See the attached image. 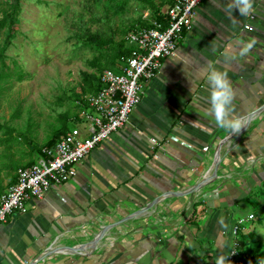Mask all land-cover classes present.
<instances>
[{
  "label": "crops",
  "instance_id": "1",
  "mask_svg": "<svg viewBox=\"0 0 264 264\" xmlns=\"http://www.w3.org/2000/svg\"><path fill=\"white\" fill-rule=\"evenodd\" d=\"M229 2H202L176 57L144 85L124 128L93 149L70 182L7 217L0 264H214L226 254L239 217L233 206L264 179V111L225 148L229 133L207 114L213 69L228 73L235 115L264 105V0H253L247 16L226 12ZM160 136L155 159L150 138ZM218 152V177L209 183Z\"/></svg>",
  "mask_w": 264,
  "mask_h": 264
},
{
  "label": "rangeland",
  "instance_id": "2",
  "mask_svg": "<svg viewBox=\"0 0 264 264\" xmlns=\"http://www.w3.org/2000/svg\"><path fill=\"white\" fill-rule=\"evenodd\" d=\"M10 3L0 0V18ZM20 6L13 37L7 42V30L0 33L9 75L0 81V124L15 131L10 147L0 146V184L5 190L14 173L7 166L25 165L37 158L31 146L46 140L60 116H67L70 126L83 130L75 95L81 93L82 74L96 73L89 63L96 52L84 45V38L113 36L118 41L140 28L137 20L147 11L135 0H20ZM253 192L257 201H263L264 182ZM251 204L243 200L233 211L246 217L254 211ZM253 225L250 221L244 227L250 231ZM255 230L264 243V227Z\"/></svg>",
  "mask_w": 264,
  "mask_h": 264
},
{
  "label": "built area",
  "instance_id": "3",
  "mask_svg": "<svg viewBox=\"0 0 264 264\" xmlns=\"http://www.w3.org/2000/svg\"><path fill=\"white\" fill-rule=\"evenodd\" d=\"M168 1L171 4L163 10L168 19L165 29L150 20L148 12H143L142 19L148 21L151 28L129 32L124 37L126 46L132 48L131 55L121 59L119 73L105 70L100 74L101 89L86 97V108L80 113L83 130L74 127L54 147L43 148L35 163L17 170L16 182L0 196V227L12 213L25 214L31 201L43 200L51 189L70 182L87 155L128 123L130 114L141 101L144 85L156 78L163 60L176 57L179 41L192 31L197 9L205 0ZM248 20H254V16L250 15ZM243 29L252 31L249 24ZM164 138H150L155 159L158 156L154 151L165 145ZM189 147L197 150L192 145ZM252 166V162L248 164V170ZM252 219V214L236 218L228 233L230 248L225 255L231 264H251L239 258L238 240L241 232H247L244 226Z\"/></svg>",
  "mask_w": 264,
  "mask_h": 264
},
{
  "label": "trees",
  "instance_id": "4",
  "mask_svg": "<svg viewBox=\"0 0 264 264\" xmlns=\"http://www.w3.org/2000/svg\"><path fill=\"white\" fill-rule=\"evenodd\" d=\"M129 1V0H125ZM138 3L142 4L143 7L149 13L150 20L156 21L157 23L162 24L163 29L168 26V19L164 15L162 8H166L171 4L168 0H159L160 3L155 0H135ZM158 1V0H157ZM21 11L20 0H11V3L7 9H5L0 18V33L4 30H7L6 41L9 42L10 38L15 34V26L18 22V15ZM137 25L140 29H148L151 28V24L148 21L142 19V14L140 18L137 20ZM133 29V28H132ZM137 31V30H135ZM134 32V31H131ZM129 33V32H128ZM127 33H125L120 40L115 41L113 36H110L106 39H101L97 37V35H91L84 38V45L92 49L96 52V55L90 60V64L93 68H95L96 73H83L81 79V93L76 94V101L80 105V113L83 109L86 108V98L83 96L87 94H95L101 89V83L99 81L100 74L105 70H111L115 73H119L118 67L121 65V59H127L130 57L132 48L127 47L124 41V37ZM4 52L5 48L0 49V81L5 80L9 75L5 72V64H4ZM74 127L70 126L68 123L67 116H60L58 122L55 126L52 127L51 133L46 138V140L39 146H31V150L38 157L41 155V151L43 148H52L55 144L65 135H67ZM14 130L6 125L0 124V134L2 137L0 138V146L7 147L11 140L14 138ZM26 141V138H24ZM21 140V137L17 138L16 141ZM29 144L28 141H26ZM10 147V146H9ZM7 147V148H9ZM34 161L30 160L25 165H14L13 167L9 164L7 167L13 170L12 175L9 176V180L7 183V188L13 185L16 182V172L20 168H24L33 164ZM263 181L261 180L260 186L263 185ZM258 190V189H257ZM5 192V189L0 184V196ZM255 192H259L255 191ZM253 190H250L243 198V200L252 203L254 207V211H252L253 218L251 223L254 225L250 231L247 233L241 232L239 234V258L243 262H250L251 264H260L261 261H264V243L258 238L256 235V227H264V200L257 201L254 198ZM241 200V201H243ZM250 215V214H249ZM250 222V221H249ZM256 226V227H254Z\"/></svg>",
  "mask_w": 264,
  "mask_h": 264
},
{
  "label": "clouds",
  "instance_id": "5",
  "mask_svg": "<svg viewBox=\"0 0 264 264\" xmlns=\"http://www.w3.org/2000/svg\"><path fill=\"white\" fill-rule=\"evenodd\" d=\"M225 11L228 13L236 11L239 15L247 16L253 11V0H230ZM254 44L255 39L253 38L250 42L242 45L239 57H245L252 50ZM213 51H215L214 48ZM228 59L235 60L236 57H228ZM207 79L211 89L210 108L207 114L214 117L216 126L228 132L230 136L241 133L246 127L247 120L244 116L234 114L232 105L236 93L228 73L213 69ZM220 223L223 226L222 220ZM214 264H231V261L228 256L222 254L215 259ZM260 264H264V261H261Z\"/></svg>",
  "mask_w": 264,
  "mask_h": 264
},
{
  "label": "water",
  "instance_id": "6",
  "mask_svg": "<svg viewBox=\"0 0 264 264\" xmlns=\"http://www.w3.org/2000/svg\"><path fill=\"white\" fill-rule=\"evenodd\" d=\"M263 111H264V105H263L260 109H258L256 112L250 113V114L247 116V118H246V120H247V124H246L245 129H243V130L241 131V133H239V134H237V135H232V136L228 135L226 138H224V139L221 141V143H220L219 146L221 147L224 143H226V142H228V141H231L232 139H240L241 135L246 131L248 124H250L251 121H253L254 119H256V116H255V115H258L259 113H261V112H263ZM218 154H219V152L216 153L213 172H212V175L210 176V178L208 179V182H209V183H210L211 181L216 180L217 177H218V176H217V171H218V169H219V164H220V157H219ZM208 182H206V180L203 181L204 184H207ZM204 184H201V185H204ZM103 232H104V231L100 232L98 238L96 237L95 240H98V239L100 238V236L103 234ZM94 242H97V241H94ZM94 242H93V244H91L92 246L95 244ZM45 256H47V254H46ZM45 256H44V257H45Z\"/></svg>",
  "mask_w": 264,
  "mask_h": 264
}]
</instances>
